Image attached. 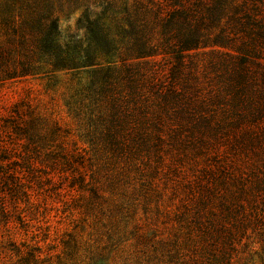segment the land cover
Here are the masks:
<instances>
[{
    "label": "trees",
    "instance_id": "trees-1",
    "mask_svg": "<svg viewBox=\"0 0 264 264\" xmlns=\"http://www.w3.org/2000/svg\"><path fill=\"white\" fill-rule=\"evenodd\" d=\"M72 7L85 36L65 41ZM31 78L62 84L70 119L22 100L0 124L11 264L42 263L32 222L62 191L92 261L129 242L145 264L264 254V0H0V88Z\"/></svg>",
    "mask_w": 264,
    "mask_h": 264
},
{
    "label": "rangeland",
    "instance_id": "rangeland-1",
    "mask_svg": "<svg viewBox=\"0 0 264 264\" xmlns=\"http://www.w3.org/2000/svg\"><path fill=\"white\" fill-rule=\"evenodd\" d=\"M83 12V8L60 11L59 25L62 40L78 41L85 36L84 30H82L78 21ZM59 75V74H58ZM59 79L65 81L66 76H58ZM62 84L59 83L57 88H49L48 80L42 79H29L27 81L9 83L0 88V124L4 123V120L12 113L13 105L18 101H28L34 107H39L40 110L48 108L50 112H54L57 117H61L64 121L69 122L67 110L64 106V99L61 93L64 89L60 88ZM30 98H28V92ZM53 98V99H52ZM29 99V100H28ZM63 202L57 200L52 202L48 200V209L45 212V218L41 217L42 222H32L34 229L37 227H43V232L46 234L45 227H49V239L46 242H41L43 247V253L41 255L40 264H145L140 259L141 255L137 254L135 248L132 246L133 242L128 243V249L126 251H118L117 249L104 250L100 256L95 260H90L86 248L90 245L97 246L95 243L96 236L91 235V229L88 226V222H85V218L80 215L78 211L73 210V203H66L71 200V196H68L65 191ZM31 229V230H34ZM72 234L71 238L68 235ZM81 235V236H80ZM18 240L21 243L30 245L32 242L30 237H26L24 233L17 234ZM45 236L43 235L42 238ZM41 238V239H42ZM71 241L72 244H76L80 248L75 258L67 257L63 254V241ZM4 238L0 237V244H6ZM104 246V245H103ZM256 249L252 247H246L242 249L236 264H264V254L256 253ZM138 258V259H135ZM16 258L10 259L0 246V264H11Z\"/></svg>",
    "mask_w": 264,
    "mask_h": 264
}]
</instances>
